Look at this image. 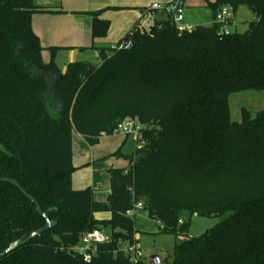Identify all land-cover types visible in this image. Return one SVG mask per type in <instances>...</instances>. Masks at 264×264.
Masks as SVG:
<instances>
[{"label": "trees", "instance_id": "trees-1", "mask_svg": "<svg viewBox=\"0 0 264 264\" xmlns=\"http://www.w3.org/2000/svg\"><path fill=\"white\" fill-rule=\"evenodd\" d=\"M212 22L179 32L165 16L133 26L115 45L98 47L97 62H54L31 27L33 0H0V252L41 228L45 219L16 180L55 222L0 258V264L131 263L121 248L134 244L141 201L160 232L183 235L193 215L222 216L197 237L176 243L165 264H264V109L242 110L231 121L228 97L264 90V0L207 1ZM252 8L243 31L221 33L216 13ZM99 9L91 35L104 37L109 21ZM232 20H227L230 24ZM114 45V44H113ZM125 117L143 125L140 149L125 168H109V192L95 200L90 186H71L72 133L96 144ZM119 153V150L115 152ZM109 212L96 219L94 213ZM110 237L90 260L77 249L80 236L99 226Z\"/></svg>", "mask_w": 264, "mask_h": 264}, {"label": "crops", "instance_id": "crops-1", "mask_svg": "<svg viewBox=\"0 0 264 264\" xmlns=\"http://www.w3.org/2000/svg\"><path fill=\"white\" fill-rule=\"evenodd\" d=\"M159 1V4H165L172 0ZM187 1L188 0H184L185 12L189 7ZM33 3L38 7L53 10L47 12H34L31 17V27L43 47L41 56L44 62L50 59V52L48 50L50 47L57 48L54 52V62H57L59 58L64 56L67 59V63L85 60L84 56L86 49L92 48L96 52L98 47L111 46L139 22L142 21L143 26L148 28V26L153 24L156 20L165 17L164 13L158 10H152L151 7H146L150 3L151 5L153 3H158L156 0H33ZM204 4V2L201 4L199 3V7L204 6ZM104 8L106 9L102 11L99 17L109 21L107 34L104 37L93 38L91 35L92 17L86 12ZM211 22L212 18L209 22L201 21L200 18H195L194 21H192V18H189L187 24L191 26L199 24L209 25ZM67 63L62 67V73ZM122 137L126 136H118L116 134L108 135L104 138H100L97 143H100L104 139H108L106 143L109 142V144L102 150L103 152H107L106 154H112L113 150L115 151V148L123 140ZM85 143L87 144L80 134L75 132L72 133V164L75 169L85 165H87L85 168L92 171L96 169L108 170L109 168H125L127 166V159L124 165H117L115 162H111L110 165L109 162L108 164H101V162L94 159L91 160L87 156L83 159L81 147H87ZM98 145L99 144L94 145L92 149ZM103 145L104 144H101V146ZM77 148H79L77 151L78 161H75L74 153H76ZM127 155L129 154H125L124 156ZM71 186L75 190L83 189L87 186L91 187V185L86 183L84 176L78 172L76 174L74 171L71 174ZM91 189L95 200L104 201L109 192V184L106 189L105 197L101 199L96 198L94 188L91 187ZM145 214L147 213L145 212ZM109 215L108 217L102 218L94 213L96 219H107ZM136 238L137 233L135 239Z\"/></svg>", "mask_w": 264, "mask_h": 264}, {"label": "rangeland", "instance_id": "rangeland-1", "mask_svg": "<svg viewBox=\"0 0 264 264\" xmlns=\"http://www.w3.org/2000/svg\"><path fill=\"white\" fill-rule=\"evenodd\" d=\"M158 3L159 0H156ZM207 1L209 0H188L187 3L189 7L185 12L184 23L187 24L188 19H201V21L209 22L211 19V12L207 6ZM205 3L204 6L199 7V3ZM146 7H151V3ZM232 24L230 26V30H238L243 31L246 29L247 22L251 19H254L253 12L246 6H240L236 13L232 16ZM85 61L96 63L97 57L96 52L92 48H88L85 51ZM55 61V60H54ZM58 68L61 70L65 63H67L66 57H61L55 62ZM228 107H229V116L231 121H239L241 118V111L247 110L251 115H255V113L259 110L264 109V90L263 91H255V90H245L240 92L232 93L228 97ZM116 135H123L126 137H122L123 140L119 143V145L113 150L112 154H106L107 152H103V148L107 147L106 143L108 139H104L98 146L92 147L96 144L90 145L86 144L84 148L81 147L82 158L85 159L86 156L91 160H97L98 162L108 164L111 162H115L117 165L126 164V156L125 154H134L136 152V135L135 134H121L117 133ZM101 144H104L101 146ZM106 144V145H105ZM83 146V144H82ZM77 148L75 154V161H78V151ZM119 150V153L115 152ZM85 166H80L74 170V172L80 173L84 176L85 181L88 185H91L95 190V197L101 199L105 197L106 189L109 184V173L108 170H95L92 171L90 169L85 168ZM102 218L108 217L109 212H96L95 213ZM222 216H210L203 217L193 215L191 218L190 226L187 232L183 235H174L171 233H163L160 232L159 224L154 218L149 217L145 214V211L142 209H138L135 212L134 221L135 228L137 233V238L135 244L140 248L142 257L141 259L149 263L150 257L152 255H157L160 258V264H165L166 259L170 260L173 254V247L176 243L181 242L182 240L189 237H197L204 233L207 229L214 226L216 223L221 221ZM100 231H102V235L108 239L110 237V228L108 226H99ZM136 234L134 235V238ZM122 249H127L128 243H121Z\"/></svg>", "mask_w": 264, "mask_h": 264}, {"label": "built area", "instance_id": "built-area-1", "mask_svg": "<svg viewBox=\"0 0 264 264\" xmlns=\"http://www.w3.org/2000/svg\"><path fill=\"white\" fill-rule=\"evenodd\" d=\"M152 10H158L165 14V16H168L171 18L172 23L174 24L177 31H190L193 26L184 23V13H185V3L184 0H172L165 4H159V3H153L151 5ZM148 15V14H147ZM232 11L229 6H224L221 9L218 10L215 16V20L217 22L223 23L220 32L221 33H228L229 28L232 24V21L230 24H227V20H232ZM139 27H142V21L138 23ZM131 46V40L127 39L126 41L118 44V45H112L115 49H127ZM97 57V53H96ZM143 128V125L138 122L137 120L125 117L121 121L117 123V125L113 128L112 134L121 133L124 135L127 134H135L136 135V149H140L144 142L141 139V130ZM108 136V134L105 131H101L98 134V138H104ZM143 205L141 201L135 202L133 207L127 211V214H132L138 209H142ZM107 240L100 231L99 228H94L91 231H87L83 233L80 236V241L77 249L83 254L84 259L86 261L90 260V255L92 252H94L96 245L98 243L104 242ZM124 252L128 255L129 260L131 263H136L139 259L142 257V253L140 248L134 243L129 245L127 249H123Z\"/></svg>", "mask_w": 264, "mask_h": 264}, {"label": "water", "instance_id": "water-1", "mask_svg": "<svg viewBox=\"0 0 264 264\" xmlns=\"http://www.w3.org/2000/svg\"><path fill=\"white\" fill-rule=\"evenodd\" d=\"M250 10L252 11V8H250ZM3 181H7L9 182L10 184L14 185L15 187H17L20 192H22L31 202L34 203L35 205V210L41 214V216L44 217L45 219V224L43 227L41 228H38L32 232H30L28 235H26L25 237L23 238H19L13 242H11L7 248H5L4 250H2L0 252V258L5 256L6 254H8L9 252L13 251L15 248L27 243L29 240H31L32 238L38 236L40 233H42L43 231L51 228L52 226L55 225V222L53 220H50L47 215H46V212L42 211V209L40 208V205L38 204V202L35 200V198L29 194L28 192H26L21 186L20 184L14 180V179H11V178H3L2 179ZM150 260L152 261L153 264H160V258L159 256L157 255H152L150 257Z\"/></svg>", "mask_w": 264, "mask_h": 264}]
</instances>
